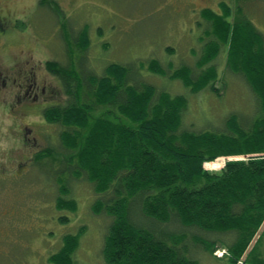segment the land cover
<instances>
[{
    "label": "trees",
    "instance_id": "16d2710c",
    "mask_svg": "<svg viewBox=\"0 0 264 264\" xmlns=\"http://www.w3.org/2000/svg\"><path fill=\"white\" fill-rule=\"evenodd\" d=\"M238 12L232 20L231 15L203 10L208 30L202 69L196 74L184 66L170 74L192 92L205 87L216 91L212 82L218 68L212 62L227 50V68L245 76L259 106L245 123L232 115L223 131H182L187 97L131 84L126 65L110 64L99 77L49 63L70 98L49 109L46 117L61 127L60 145L69 155L63 161L46 149L37 158L43 161L52 154L70 175L93 184L99 196L95 211L112 219L102 249L107 264H200L189 237L214 261L264 264L258 253L264 238V36L242 9ZM88 34L83 29L74 40L83 52L91 44ZM151 65L155 74L166 76L160 63ZM85 90L82 103L79 94ZM102 108L106 110L93 116ZM240 155L249 157L228 161L215 175L204 169L207 161ZM58 203L71 210L76 204L62 196ZM228 235L232 238H224ZM63 239V247L49 259L53 264H73L78 236ZM220 249L227 250V259L216 255Z\"/></svg>",
    "mask_w": 264,
    "mask_h": 264
},
{
    "label": "rangeland",
    "instance_id": "374dc122",
    "mask_svg": "<svg viewBox=\"0 0 264 264\" xmlns=\"http://www.w3.org/2000/svg\"><path fill=\"white\" fill-rule=\"evenodd\" d=\"M47 1L40 6L39 0H0V83L7 81L0 89V264H53L49 259L63 247L66 235L79 239L73 264H107L102 249L111 217L95 211L99 196L93 184L70 175L65 163L55 161L69 154L60 145L61 127L50 123L46 114L70 97L49 63L99 77L110 64L126 65L131 67V84L187 97L182 131H223L232 115L245 123L257 115L259 106L245 76L227 68V50L212 62L218 68L212 82L216 91L205 87L192 92L170 74L184 66L196 74L202 69L208 30L203 10L236 20L242 9L264 36V0ZM86 28L91 44L83 52L74 40ZM152 62L160 63L166 76L155 74ZM86 92L80 91L82 103ZM46 149L54 150L56 157L50 154L38 161L39 152ZM242 157L222 156L205 162L204 169L215 175L228 161ZM61 196L75 201L73 210L58 203ZM61 217L67 221L61 222ZM189 239L200 264H228L212 260ZM258 253L264 260V238ZM220 255L229 256L226 249L219 250Z\"/></svg>",
    "mask_w": 264,
    "mask_h": 264
},
{
    "label": "flooded vegetation",
    "instance_id": "af4514ba",
    "mask_svg": "<svg viewBox=\"0 0 264 264\" xmlns=\"http://www.w3.org/2000/svg\"><path fill=\"white\" fill-rule=\"evenodd\" d=\"M40 1V3H39V5L40 6H42V2L44 1V0H39ZM50 1V0H49ZM4 79V78H3ZM6 85H7V81L6 82H3L2 84L0 83V89H4V87H6ZM22 86V85H21ZM3 95H4V90H3ZM0 100H2V93H0Z\"/></svg>",
    "mask_w": 264,
    "mask_h": 264
},
{
    "label": "built area",
    "instance_id": "2783aa9c",
    "mask_svg": "<svg viewBox=\"0 0 264 264\" xmlns=\"http://www.w3.org/2000/svg\"><path fill=\"white\" fill-rule=\"evenodd\" d=\"M220 256H222V255H220Z\"/></svg>",
    "mask_w": 264,
    "mask_h": 264
}]
</instances>
